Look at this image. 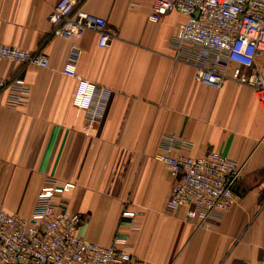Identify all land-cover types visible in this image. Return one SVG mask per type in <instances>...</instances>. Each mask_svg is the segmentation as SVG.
I'll return each mask as SVG.
<instances>
[{"label": "crops", "instance_id": "obj_1", "mask_svg": "<svg viewBox=\"0 0 264 264\" xmlns=\"http://www.w3.org/2000/svg\"><path fill=\"white\" fill-rule=\"evenodd\" d=\"M57 1L0 0V42L47 58L46 68L0 60L1 78L30 88L16 109L0 94V202L28 218L47 180L70 182L62 201L81 217L76 234L124 239L129 264H264V110L252 89L198 83L170 43L184 17L150 22L149 0L82 1L106 21L105 48L93 31L54 35ZM166 135L185 142L177 154L244 165L235 205L209 228L185 207L167 211L174 179L154 159Z\"/></svg>", "mask_w": 264, "mask_h": 264}, {"label": "built area", "instance_id": "obj_2", "mask_svg": "<svg viewBox=\"0 0 264 264\" xmlns=\"http://www.w3.org/2000/svg\"><path fill=\"white\" fill-rule=\"evenodd\" d=\"M83 0H58L47 16L54 35L78 39L85 31L97 34V46L107 47L111 35L106 21L81 8ZM147 20L158 22L169 13L184 21L170 43L174 59L192 67L194 79L220 89L227 81L249 87L264 110V0H149ZM0 60L47 67V58L0 42ZM5 107L16 109L29 100L30 88L21 78H1ZM99 102V101H98ZM97 102V104H99ZM185 142L166 135L154 159L173 176L167 211L185 207L188 220L209 228L237 201L239 164L217 152L192 157L177 154ZM264 185V182L262 183ZM70 182L47 180L35 198L28 218L0 211V264H129L126 241L107 246L76 234L81 217L67 211L62 196ZM123 216H133L125 212Z\"/></svg>", "mask_w": 264, "mask_h": 264}, {"label": "rangeland", "instance_id": "obj_3", "mask_svg": "<svg viewBox=\"0 0 264 264\" xmlns=\"http://www.w3.org/2000/svg\"><path fill=\"white\" fill-rule=\"evenodd\" d=\"M0 211H6L9 213V209L7 208V206L3 205L2 202H0Z\"/></svg>", "mask_w": 264, "mask_h": 264}]
</instances>
